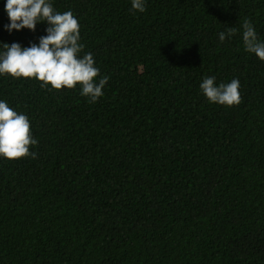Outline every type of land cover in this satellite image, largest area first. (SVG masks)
Wrapping results in <instances>:
<instances>
[{
    "label": "trees",
    "instance_id": "obj_1",
    "mask_svg": "<svg viewBox=\"0 0 264 264\" xmlns=\"http://www.w3.org/2000/svg\"><path fill=\"white\" fill-rule=\"evenodd\" d=\"M50 3L108 81L91 103L79 84L0 74L38 141L35 158L0 156V264H264V61L241 28L264 42V0ZM5 4L0 42L46 35L9 32ZM205 76L238 79L239 105L209 102Z\"/></svg>",
    "mask_w": 264,
    "mask_h": 264
},
{
    "label": "clouds",
    "instance_id": "obj_2",
    "mask_svg": "<svg viewBox=\"0 0 264 264\" xmlns=\"http://www.w3.org/2000/svg\"><path fill=\"white\" fill-rule=\"evenodd\" d=\"M131 7L144 12L145 0H131ZM5 11L10 20L5 25L9 32L23 28L35 31L38 22H45L47 27L46 35L27 47L17 42H0V74L35 78L42 82V87L50 84L56 90L62 87L71 89L79 84L81 95L88 97L91 103L103 96L102 89L108 77L104 76L97 83L95 78L100 70L94 66L93 55L80 56L84 47L79 43L80 25L71 11H55L50 0H6ZM241 28L245 50L264 61V42L258 40L252 23L245 18ZM236 34L235 27H228L219 33V40L222 43L226 37L231 39ZM239 87L238 79L217 86L215 77L210 76H205L200 84L209 102L229 107L241 102ZM37 144L38 141L32 138L28 117L18 114L6 101L0 100V156L8 159L35 158L36 153L30 152V146Z\"/></svg>",
    "mask_w": 264,
    "mask_h": 264
}]
</instances>
